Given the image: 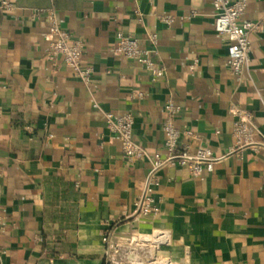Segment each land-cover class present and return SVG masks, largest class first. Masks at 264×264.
I'll list each match as a JSON object with an SVG mask.
<instances>
[{
	"label": "crops",
	"instance_id": "crops-1",
	"mask_svg": "<svg viewBox=\"0 0 264 264\" xmlns=\"http://www.w3.org/2000/svg\"><path fill=\"white\" fill-rule=\"evenodd\" d=\"M4 1L14 9L0 13L1 264H113L102 241L110 230L120 240L137 235L155 256L160 246L166 258L158 264H264V149L231 155L210 173L165 167L154 192L160 215L123 220L153 157L166 155L168 100L181 108L173 125L190 153L221 156L234 147L230 104L252 113L264 142V0H247L241 17L262 24L249 35L239 81L227 66L228 38L213 29L211 0ZM50 8L83 44L88 84L48 55ZM153 32L164 71L156 81L111 52L117 33L145 47ZM106 113L132 115L145 158L124 161Z\"/></svg>",
	"mask_w": 264,
	"mask_h": 264
},
{
	"label": "built area",
	"instance_id": "built-area-1",
	"mask_svg": "<svg viewBox=\"0 0 264 264\" xmlns=\"http://www.w3.org/2000/svg\"><path fill=\"white\" fill-rule=\"evenodd\" d=\"M260 1V0H255ZM213 7V29L217 34L225 35L229 40L227 47V66L230 75L239 81L249 67V55L251 43L249 35L257 32L261 27L260 22L241 20L245 12L247 0H211ZM14 6L7 1H0V13L10 12ZM47 16L48 33L53 38L49 43L48 55L52 59H60L62 63L71 68L77 78L88 84L93 76V69L82 66L83 44L71 38L70 34L63 30L57 21L55 11L50 8L44 10ZM39 10H33V16L37 17ZM194 15V13H192ZM158 20L170 25L172 16H159ZM157 32L149 33L146 37V46L140 47L135 38L117 33L111 52L123 56L128 60L141 64L156 81L164 73L154 61L157 55L158 44ZM229 111L234 117L232 124V137L234 147L221 156H215L207 148H197L193 153L187 147L179 143L180 132L173 125L175 117L181 112V108L168 100L164 105L166 120L162 124L165 140L162 149L165 157L155 155L151 161V168L146 176L142 195L134 202L133 211L123 220L148 219L160 215V210L155 199L154 192L160 183V172L165 167H185L193 175L202 171L212 172L215 164L221 163L231 155L242 152L245 149H264V142L256 140L258 131L253 122V115L246 109L230 104ZM107 129L116 135L120 142L122 157L131 165L145 158V150L132 138L133 117L131 114L114 116L112 113L105 114ZM187 136L192 134L184 130ZM113 230L103 234L102 241L109 253ZM1 264V261H0Z\"/></svg>",
	"mask_w": 264,
	"mask_h": 264
},
{
	"label": "rangeland",
	"instance_id": "rangeland-1",
	"mask_svg": "<svg viewBox=\"0 0 264 264\" xmlns=\"http://www.w3.org/2000/svg\"><path fill=\"white\" fill-rule=\"evenodd\" d=\"M137 238V235H127L120 240L118 235H112L108 256L113 264H158V260L166 258L162 257L160 246L155 256L151 254V246L142 244Z\"/></svg>",
	"mask_w": 264,
	"mask_h": 264
}]
</instances>
